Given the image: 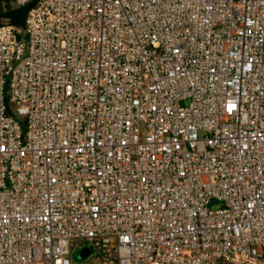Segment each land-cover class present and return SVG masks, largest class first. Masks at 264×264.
I'll return each instance as SVG.
<instances>
[{"label":"built area","instance_id":"built-area-1","mask_svg":"<svg viewBox=\"0 0 264 264\" xmlns=\"http://www.w3.org/2000/svg\"><path fill=\"white\" fill-rule=\"evenodd\" d=\"M0 264H264V0L0 16Z\"/></svg>","mask_w":264,"mask_h":264},{"label":"trees","instance_id":"trees-1","mask_svg":"<svg viewBox=\"0 0 264 264\" xmlns=\"http://www.w3.org/2000/svg\"><path fill=\"white\" fill-rule=\"evenodd\" d=\"M33 2L34 0H29L25 4L16 6L11 5L8 0H0V16L8 17L10 20L19 23Z\"/></svg>","mask_w":264,"mask_h":264},{"label":"rangeland","instance_id":"rangeland-1","mask_svg":"<svg viewBox=\"0 0 264 264\" xmlns=\"http://www.w3.org/2000/svg\"><path fill=\"white\" fill-rule=\"evenodd\" d=\"M10 2V0H8ZM94 246L89 242H77L72 249H70V259L73 262L79 263L86 261L92 253Z\"/></svg>","mask_w":264,"mask_h":264}]
</instances>
